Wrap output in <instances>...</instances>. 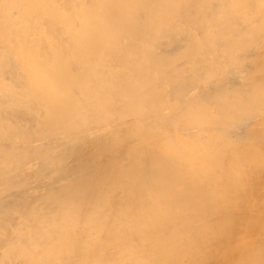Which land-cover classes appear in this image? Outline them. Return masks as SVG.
<instances>
[{
  "label": "bare ground",
  "instance_id": "6f19581e",
  "mask_svg": "<svg viewBox=\"0 0 264 264\" xmlns=\"http://www.w3.org/2000/svg\"><path fill=\"white\" fill-rule=\"evenodd\" d=\"M0 264H264V0H0Z\"/></svg>",
  "mask_w": 264,
  "mask_h": 264
}]
</instances>
